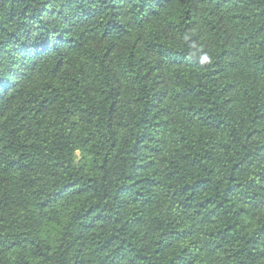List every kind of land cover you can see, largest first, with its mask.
Listing matches in <instances>:
<instances>
[{
	"label": "trees",
	"instance_id": "16d2710c",
	"mask_svg": "<svg viewBox=\"0 0 264 264\" xmlns=\"http://www.w3.org/2000/svg\"><path fill=\"white\" fill-rule=\"evenodd\" d=\"M0 264H264V0H0Z\"/></svg>",
	"mask_w": 264,
	"mask_h": 264
}]
</instances>
